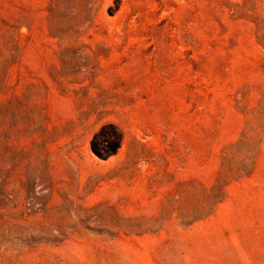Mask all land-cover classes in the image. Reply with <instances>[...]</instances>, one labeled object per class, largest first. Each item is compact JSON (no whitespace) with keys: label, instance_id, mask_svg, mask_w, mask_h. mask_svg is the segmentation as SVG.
<instances>
[{"label":"rangeland","instance_id":"374dc122","mask_svg":"<svg viewBox=\"0 0 264 264\" xmlns=\"http://www.w3.org/2000/svg\"><path fill=\"white\" fill-rule=\"evenodd\" d=\"M0 264H264V0H0Z\"/></svg>","mask_w":264,"mask_h":264}]
</instances>
